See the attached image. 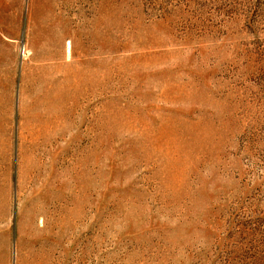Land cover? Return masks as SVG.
Wrapping results in <instances>:
<instances>
[{
  "label": "rangeland",
  "instance_id": "rangeland-1",
  "mask_svg": "<svg viewBox=\"0 0 264 264\" xmlns=\"http://www.w3.org/2000/svg\"><path fill=\"white\" fill-rule=\"evenodd\" d=\"M0 264H264V0H0Z\"/></svg>",
  "mask_w": 264,
  "mask_h": 264
}]
</instances>
